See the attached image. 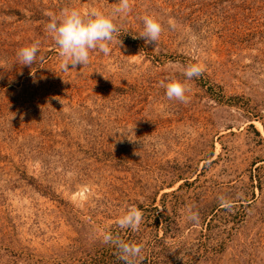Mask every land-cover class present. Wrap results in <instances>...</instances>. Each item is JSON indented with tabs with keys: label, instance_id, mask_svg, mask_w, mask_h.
Wrapping results in <instances>:
<instances>
[{
	"label": "rangeland",
	"instance_id": "1",
	"mask_svg": "<svg viewBox=\"0 0 264 264\" xmlns=\"http://www.w3.org/2000/svg\"><path fill=\"white\" fill-rule=\"evenodd\" d=\"M118 2L0 0V264H124L105 232L136 264H264V0H131L110 54L62 71L49 14ZM129 206L138 231L117 223Z\"/></svg>",
	"mask_w": 264,
	"mask_h": 264
},
{
	"label": "clouds",
	"instance_id": "2",
	"mask_svg": "<svg viewBox=\"0 0 264 264\" xmlns=\"http://www.w3.org/2000/svg\"><path fill=\"white\" fill-rule=\"evenodd\" d=\"M132 9L131 0H119L116 7L109 13L99 7L90 6L86 10L75 6L64 7L59 13L49 14L46 31L54 40L58 55L61 58L60 69L66 71L69 68H77L78 65H87L90 54L93 51L109 55V44L119 33L116 19L127 16ZM143 30L136 36L143 38L145 44L159 41L163 26L161 22L151 14L142 17ZM175 27L174 23L170 25ZM40 50L39 42L21 46L16 52V63L31 66L37 58ZM204 71L200 63H192L187 66L184 76L188 79L198 77ZM165 89L169 100L188 102L186 86L175 77H169L160 82ZM190 219L198 217L190 214ZM143 220L142 212L135 206H129L118 218L117 223L121 229L138 231ZM103 242L117 248L124 264H136L137 258L141 257L142 248L139 244L127 242L118 234L105 232Z\"/></svg>",
	"mask_w": 264,
	"mask_h": 264
}]
</instances>
